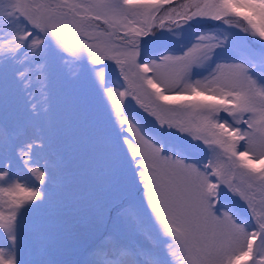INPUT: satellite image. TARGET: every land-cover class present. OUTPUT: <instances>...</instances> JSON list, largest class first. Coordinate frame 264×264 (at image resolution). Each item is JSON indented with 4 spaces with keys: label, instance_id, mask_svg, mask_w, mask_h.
Returning a JSON list of instances; mask_svg holds the SVG:
<instances>
[{
    "label": "snow or ice",
    "instance_id": "1",
    "mask_svg": "<svg viewBox=\"0 0 264 264\" xmlns=\"http://www.w3.org/2000/svg\"><path fill=\"white\" fill-rule=\"evenodd\" d=\"M0 264H264V0H0Z\"/></svg>",
    "mask_w": 264,
    "mask_h": 264
}]
</instances>
